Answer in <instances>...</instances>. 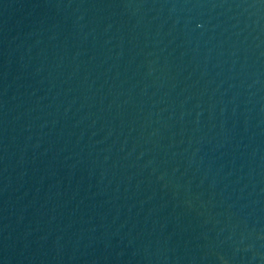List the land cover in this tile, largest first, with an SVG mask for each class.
<instances>
[{
  "label": "water",
  "instance_id": "water-1",
  "mask_svg": "<svg viewBox=\"0 0 264 264\" xmlns=\"http://www.w3.org/2000/svg\"><path fill=\"white\" fill-rule=\"evenodd\" d=\"M0 264H264V0H0Z\"/></svg>",
  "mask_w": 264,
  "mask_h": 264
}]
</instances>
